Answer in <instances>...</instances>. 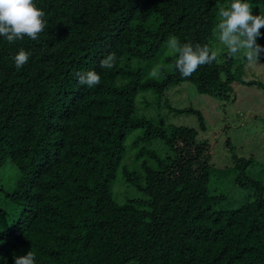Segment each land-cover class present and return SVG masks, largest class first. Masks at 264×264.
Listing matches in <instances>:
<instances>
[{
  "label": "trees",
  "instance_id": "1",
  "mask_svg": "<svg viewBox=\"0 0 264 264\" xmlns=\"http://www.w3.org/2000/svg\"><path fill=\"white\" fill-rule=\"evenodd\" d=\"M228 2L34 0L47 21L39 38L9 44L0 36V264L28 251L35 264H264V181L248 171L254 157L226 141L232 166L219 170L248 194L236 208L217 207L226 196L209 188L213 143L194 127L135 113L139 92L161 95L184 82L220 99L235 84L264 89L245 78L246 60L227 50L187 78L175 67L178 53L164 54L172 37L211 48ZM247 2L264 14V0ZM21 48L30 57L17 70ZM110 53L115 66L102 68ZM158 54L168 66L158 79L132 65ZM87 71L100 75L98 86L79 84L76 73ZM182 111L206 129L198 110ZM139 128L132 145L143 143L150 161L140 171L124 166L122 179L136 194L121 202L111 181L125 137Z\"/></svg>",
  "mask_w": 264,
  "mask_h": 264
},
{
  "label": "rangeland",
  "instance_id": "2",
  "mask_svg": "<svg viewBox=\"0 0 264 264\" xmlns=\"http://www.w3.org/2000/svg\"><path fill=\"white\" fill-rule=\"evenodd\" d=\"M231 3L228 2L221 6L227 7ZM252 11L256 15L261 13L256 8H252ZM219 19L218 16V21ZM211 48H221L223 49L222 52L227 50L219 44L218 37L212 42ZM171 53L172 51L168 47L164 49L165 55ZM163 57L162 54H158L155 59L140 62L133 61L132 65L139 68L145 78L158 79L161 76L160 70L164 67L161 61ZM217 60L220 62L221 56ZM257 63L253 66L245 64V78L253 80L255 83L264 84V61L259 58ZM164 68L166 70L168 66ZM189 108L200 112L206 124L204 131L199 127V118L196 113L181 112V110ZM135 113L138 116L156 120L161 119L166 125L194 127L197 129L200 138L213 143L211 162L214 169L211 174L212 179H210L209 188L213 194L219 193L226 196L217 207L236 208L246 200L248 194L247 188H239L230 180V177H226L219 170V168L232 166L231 152L226 145L227 140L230 141L233 151H236L237 155L254 157V162L250 165L248 171L264 181L263 88L235 84L231 97L220 99L219 97L200 94L192 83L184 82L166 87L161 95L154 93L152 90L139 92L135 100ZM141 133L142 128H139L130 131L125 137V154L121 160L120 170L111 181L112 191L121 202H123L125 196L136 194L133 187L122 179L121 173L124 166L133 171H140L142 169L140 165L145 161H150L148 154L140 153L143 143H138L136 146L132 145ZM154 144L155 142H152L147 146L154 147ZM220 173L222 175H219Z\"/></svg>",
  "mask_w": 264,
  "mask_h": 264
},
{
  "label": "clouds",
  "instance_id": "3",
  "mask_svg": "<svg viewBox=\"0 0 264 264\" xmlns=\"http://www.w3.org/2000/svg\"><path fill=\"white\" fill-rule=\"evenodd\" d=\"M44 17V11L36 6L34 0H0V36L5 37L9 44L25 37L37 40L47 27ZM219 17L215 32L219 44L227 49L228 57L242 56L248 66L258 64L260 54L264 53V46L257 43L260 29L264 27V14H253L247 0H233L230 6L219 8ZM168 48L178 53L175 67L185 78L190 77L199 67L217 61L223 50L212 49L207 44L180 43L176 37L169 39ZM29 57L30 52L21 48L13 57L16 69L27 64ZM116 61V54L110 53L102 59L100 66L111 69ZM76 76L79 84L88 88L96 87L101 82L96 71L77 72ZM14 264H35V255L28 251L25 255L16 256Z\"/></svg>",
  "mask_w": 264,
  "mask_h": 264
}]
</instances>
